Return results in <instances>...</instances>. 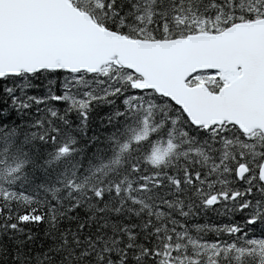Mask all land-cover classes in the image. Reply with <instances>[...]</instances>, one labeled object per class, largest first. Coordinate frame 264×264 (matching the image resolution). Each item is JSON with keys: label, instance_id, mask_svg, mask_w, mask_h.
Instances as JSON below:
<instances>
[{"label": "snow or ice", "instance_id": "obj_1", "mask_svg": "<svg viewBox=\"0 0 264 264\" xmlns=\"http://www.w3.org/2000/svg\"><path fill=\"white\" fill-rule=\"evenodd\" d=\"M0 264H264V0H0Z\"/></svg>", "mask_w": 264, "mask_h": 264}]
</instances>
